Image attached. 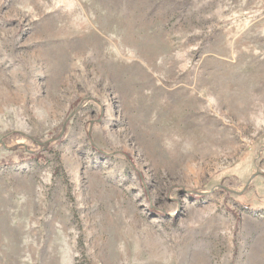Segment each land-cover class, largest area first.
<instances>
[{"label": "rangeland", "instance_id": "rangeland-1", "mask_svg": "<svg viewBox=\"0 0 264 264\" xmlns=\"http://www.w3.org/2000/svg\"><path fill=\"white\" fill-rule=\"evenodd\" d=\"M0 264H264V0H0Z\"/></svg>", "mask_w": 264, "mask_h": 264}]
</instances>
